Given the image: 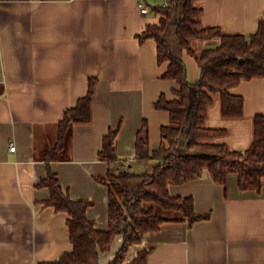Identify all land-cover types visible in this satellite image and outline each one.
Returning a JSON list of instances; mask_svg holds the SVG:
<instances>
[{
    "label": "crops",
    "instance_id": "crops-1",
    "mask_svg": "<svg viewBox=\"0 0 264 264\" xmlns=\"http://www.w3.org/2000/svg\"><path fill=\"white\" fill-rule=\"evenodd\" d=\"M194 4L202 8L203 27L225 34L249 37L264 24V0ZM158 20L149 6L141 14L138 0H0V264L54 262L71 251L68 215L46 204L49 191L39 184L59 123L86 95L90 79L95 80L91 121L71 127L59 160L50 166L65 194L90 203L86 216L94 228L108 227V188L97 181L108 172L97 156L102 136L120 124L116 153L129 160L130 169H141L133 160L136 133L146 120L149 151L159 147L160 128L169 117L153 104L161 94L172 99L177 88L161 79L167 65L157 64L155 42L137 38ZM218 46L219 40L192 43L197 53ZM183 60L189 81H196L195 58L184 51ZM232 93L243 98V116L222 118L215 96L205 126L225 129L216 141L243 151L252 142L253 117L264 116V78L243 81ZM168 191L191 196L195 212L209 218L191 225L163 223L129 249L126 261L146 248L151 250L145 264H264V179L259 192L241 191L236 174L223 187L205 171ZM121 241L115 238L99 264L115 258Z\"/></svg>",
    "mask_w": 264,
    "mask_h": 264
},
{
    "label": "trees",
    "instance_id": "trees-1",
    "mask_svg": "<svg viewBox=\"0 0 264 264\" xmlns=\"http://www.w3.org/2000/svg\"><path fill=\"white\" fill-rule=\"evenodd\" d=\"M195 1L168 0L166 8L148 5L159 20L157 24L146 25L137 38L140 42H155L157 64L167 65L161 79L174 81L177 88L172 90V99L161 94L153 104L155 110L164 111L169 117L168 123L160 128L159 147L149 151L146 120L135 136L133 160L154 162L150 171L133 174L125 170L129 168V160L117 155L115 145L120 124L102 136L97 156L107 163L108 172L97 181L108 188L105 230H96L87 218L89 202L74 201L63 192L50 166L59 160L71 127L90 123L94 79L88 81L86 95L64 113L57 143L45 153L47 175L39 186L49 191L46 204L68 215L72 248L57 261L37 264H99L100 255L110 251L117 237H122L121 246L109 264H145L151 249L138 251L131 261H126V255L147 233L157 232L165 222L187 221L191 225L209 218V214L195 212L191 196H172L168 191L169 185L199 179L205 171L214 183L223 187L228 176L236 174L241 191H260L264 179V116L253 117L252 142L243 151L231 150L226 143L217 142L227 131L207 128L205 123L216 95L222 118L243 116V98L232 90L243 81L264 78V24L260 23L249 37L225 34L219 27H203L199 21L202 8L195 6ZM208 40H219V46L198 53L192 48L194 41ZM184 51L197 62L196 81L188 79ZM159 211L167 213L166 216Z\"/></svg>",
    "mask_w": 264,
    "mask_h": 264
},
{
    "label": "rangeland",
    "instance_id": "rangeland-1",
    "mask_svg": "<svg viewBox=\"0 0 264 264\" xmlns=\"http://www.w3.org/2000/svg\"><path fill=\"white\" fill-rule=\"evenodd\" d=\"M149 4L151 6H154V5H162L163 4V0H151L149 2ZM217 96V95H216ZM215 97V96H214ZM135 165H138L136 167H142L141 169L140 168H132V169H129V168H125V170H127L129 173H133V174H142V173H145L148 171H150V168L146 167L145 166V163H139V162H136ZM146 167V168H145ZM159 214L162 215V216H166L167 213H164L162 211H159ZM133 250H130L129 253H132Z\"/></svg>",
    "mask_w": 264,
    "mask_h": 264
},
{
    "label": "built area",
    "instance_id": "built-area-1",
    "mask_svg": "<svg viewBox=\"0 0 264 264\" xmlns=\"http://www.w3.org/2000/svg\"><path fill=\"white\" fill-rule=\"evenodd\" d=\"M150 0H138V7L141 14L145 15L148 11V5ZM162 7H168L169 2L168 0H163ZM15 150V147L13 145L10 146V151L13 152Z\"/></svg>",
    "mask_w": 264,
    "mask_h": 264
}]
</instances>
